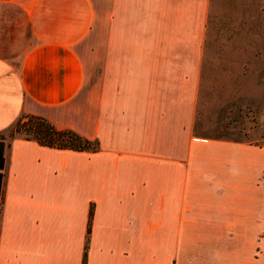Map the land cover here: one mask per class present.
Wrapping results in <instances>:
<instances>
[{"label":"crops","instance_id":"obj_1","mask_svg":"<svg viewBox=\"0 0 264 264\" xmlns=\"http://www.w3.org/2000/svg\"><path fill=\"white\" fill-rule=\"evenodd\" d=\"M215 1L0 0V264H264V145L202 130Z\"/></svg>","mask_w":264,"mask_h":264},{"label":"rangeland","instance_id":"obj_2","mask_svg":"<svg viewBox=\"0 0 264 264\" xmlns=\"http://www.w3.org/2000/svg\"><path fill=\"white\" fill-rule=\"evenodd\" d=\"M215 30L200 49L203 132L264 145V0L214 2ZM15 121V120H14ZM9 126V136L21 135ZM244 264H254L247 257Z\"/></svg>","mask_w":264,"mask_h":264},{"label":"trees","instance_id":"obj_3","mask_svg":"<svg viewBox=\"0 0 264 264\" xmlns=\"http://www.w3.org/2000/svg\"><path fill=\"white\" fill-rule=\"evenodd\" d=\"M12 125L21 136L48 146L91 151L100 147L97 138H88L72 128L57 127L42 115L22 113L10 126Z\"/></svg>","mask_w":264,"mask_h":264}]
</instances>
